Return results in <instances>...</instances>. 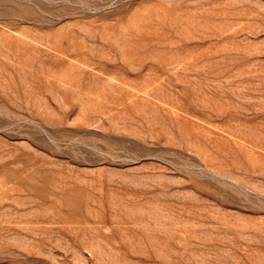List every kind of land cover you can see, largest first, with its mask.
<instances>
[{"label":"rangeland","instance_id":"374dc122","mask_svg":"<svg viewBox=\"0 0 264 264\" xmlns=\"http://www.w3.org/2000/svg\"><path fill=\"white\" fill-rule=\"evenodd\" d=\"M0 264H264V0H0Z\"/></svg>","mask_w":264,"mask_h":264}]
</instances>
